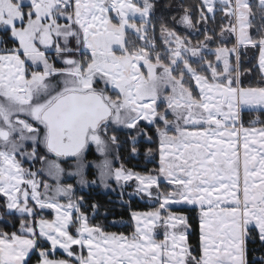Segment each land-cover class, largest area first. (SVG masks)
Listing matches in <instances>:
<instances>
[{"label": "rangeland", "instance_id": "374dc122", "mask_svg": "<svg viewBox=\"0 0 264 264\" xmlns=\"http://www.w3.org/2000/svg\"><path fill=\"white\" fill-rule=\"evenodd\" d=\"M16 1L0 0V205L53 216L0 236V264H27L34 251L41 256L36 264H245L249 230L264 240V126L253 123L259 116L252 124L242 119L244 110H264V84L241 86L239 73L242 47L251 57L256 52L264 76V43L251 37V0H203L209 12L221 7L232 18L235 38L230 47L229 34L221 35L210 76L188 60L174 74L173 54L164 63L127 48V30L149 18L155 0ZM21 5H29L27 19ZM178 27L194 32L186 15ZM5 37L19 42L17 50L7 49ZM72 43L90 54L86 61L66 55ZM188 50L185 57L201 60L210 48ZM186 73L193 90L181 77ZM69 90L99 92L111 115L78 153L64 157L48 148L41 114ZM157 122L159 170L142 174L120 164L108 128L138 139ZM40 147L47 155L41 164ZM161 182L172 189L165 193ZM93 187L158 206L133 211L131 235L103 232L88 223L75 196ZM181 207L198 209L200 254L189 242L186 213L175 210Z\"/></svg>", "mask_w": 264, "mask_h": 264}, {"label": "trees", "instance_id": "16d2710c", "mask_svg": "<svg viewBox=\"0 0 264 264\" xmlns=\"http://www.w3.org/2000/svg\"><path fill=\"white\" fill-rule=\"evenodd\" d=\"M16 3V2H15ZM154 9L147 20H134L137 29L134 31L127 30V48L132 51L137 49L145 50L152 61L160 60L169 63V58L173 54L177 66L172 67L173 73L176 74L179 67L184 61L196 71L203 75L210 76L208 65H213L216 61V50L221 47V35L227 32L230 37L229 46L234 47L235 38L233 29L230 25L233 23L232 18L226 14L223 8L216 7L213 12H209L203 0H155ZM29 5H21L19 8L24 12V18L27 19V8ZM71 9H73L71 7ZM186 15L194 32L178 27V19ZM250 30L253 43H264V5H260L256 0H251ZM181 39L188 48L191 46L197 49L208 45L210 50L202 52L201 60L189 59L186 55L174 53L173 39ZM5 45L8 49L17 50V43L10 37H5ZM191 46H189V44ZM14 47V48H13ZM70 51L66 55L86 61L90 54L81 50L76 44L69 46ZM257 45L255 46V50ZM189 51V50H188ZM187 53V52H185ZM254 56H249L244 48H240L239 73L240 85L260 86L264 84V76L261 73ZM51 59H54L51 56ZM206 63V64H204ZM172 64V65H173ZM59 65L55 62V66ZM179 78L178 76H175ZM184 83L190 88L195 89L193 81L188 73ZM106 91L112 96H119L116 90L108 87ZM259 116L257 125L264 126V110H244L242 119L244 124L250 122L254 117ZM161 123L145 126L143 136L136 139L133 132L110 126L108 128L109 136L114 135L117 141V153L119 163L124 167L132 168L142 174H152L160 168V139L157 134V127ZM94 152L90 151V156ZM47 156L43 147L37 150V161L43 162ZM93 174V172H91ZM160 188L165 193L172 188L166 183L161 182ZM76 198L82 199V209L87 214L88 223L99 228L103 232L131 235L134 232L133 211H150L158 206V203L151 204L141 201L137 198L125 199L119 194L113 192H104L99 187H93L88 190H75ZM175 210L183 211L187 215L189 226L188 238L194 252H201V235H200V218L196 207H181ZM52 217V213L36 214L33 217L29 215H20L8 212L4 205H0V234L11 235L20 233L23 224H32L36 222L37 217ZM40 246H49L48 244H39ZM49 256L66 257L64 253H49ZM41 256L34 251L28 259L27 264H36L40 261ZM245 264H264V240L255 228L249 230V235L245 244Z\"/></svg>", "mask_w": 264, "mask_h": 264}, {"label": "water", "instance_id": "95a60500", "mask_svg": "<svg viewBox=\"0 0 264 264\" xmlns=\"http://www.w3.org/2000/svg\"><path fill=\"white\" fill-rule=\"evenodd\" d=\"M61 99L58 106L46 109L41 118L49 130L48 146L59 153L74 155L86 145L89 131L97 129L111 115V109L95 92H71Z\"/></svg>", "mask_w": 264, "mask_h": 264}, {"label": "flooded vegetation", "instance_id": "af4514ba", "mask_svg": "<svg viewBox=\"0 0 264 264\" xmlns=\"http://www.w3.org/2000/svg\"><path fill=\"white\" fill-rule=\"evenodd\" d=\"M172 49H174L176 52L175 53H177L178 55H183V54H186L185 52H187V49H186V44L181 40V39H173V46H172ZM189 49V48H188ZM87 92H95V93H97L102 99H103V97H102V95L99 93V92H97V91H95V90H92V91H87ZM87 92H77V93H87ZM68 93H71V92H67V93H64V94H61V95H59V96H57L51 103H50V105H48V107H46L45 109H44V111L46 110V109H48V108H51V107H53L54 105H56V106H58V104H60L61 103V100H63V99H61L64 95H66V94H68ZM103 101L105 102V104L109 107V105L106 103V101L103 99ZM92 103H95L94 101L92 102ZM110 108V107H109ZM43 111V112H44ZM43 112H42V114H43ZM42 114H41V116H42ZM107 120V118H105V119H103L101 122H100V124H99V126L104 122V121H106ZM91 131V130H90ZM48 140V139H47ZM65 141H66V139H65ZM48 144V143H47ZM48 146V145H47ZM48 148L54 153V154H57V155H59V156H64V157H70L71 155H66V154H63V153H59V152H57L55 149H52L51 147H49L48 146Z\"/></svg>", "mask_w": 264, "mask_h": 264}, {"label": "crops", "instance_id": "0c3cea01", "mask_svg": "<svg viewBox=\"0 0 264 264\" xmlns=\"http://www.w3.org/2000/svg\"><path fill=\"white\" fill-rule=\"evenodd\" d=\"M15 2L17 3V1L15 0ZM15 40V39H14ZM16 41V43H17V45L19 44V42L17 41V40H15ZM8 49V48H7ZM69 92H71L70 90H69ZM81 92V91H80ZM83 92V91H82ZM64 93H67V92H64ZM64 93H61V94H64ZM30 94V93H29ZM61 94H59V95H61ZM31 95V94H30ZM58 95V96H59ZM248 110H254V109H248ZM48 139V136H47V138H46V140ZM0 236H7V235H1L0 234Z\"/></svg>", "mask_w": 264, "mask_h": 264}, {"label": "built area", "instance_id": "2783aa9c", "mask_svg": "<svg viewBox=\"0 0 264 264\" xmlns=\"http://www.w3.org/2000/svg\"><path fill=\"white\" fill-rule=\"evenodd\" d=\"M60 2H61V4H62V1H60ZM27 71H28V75H29V74H30V71H31V68L28 67ZM257 121H258L257 119L254 120V122H257Z\"/></svg>", "mask_w": 264, "mask_h": 264}]
</instances>
